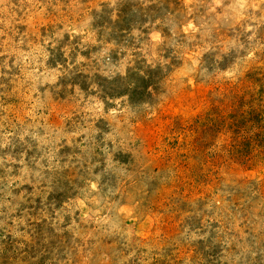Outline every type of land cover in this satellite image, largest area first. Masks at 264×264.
I'll return each mask as SVG.
<instances>
[{"label": "rangeland", "instance_id": "374dc122", "mask_svg": "<svg viewBox=\"0 0 264 264\" xmlns=\"http://www.w3.org/2000/svg\"><path fill=\"white\" fill-rule=\"evenodd\" d=\"M0 264H264V0H0Z\"/></svg>", "mask_w": 264, "mask_h": 264}]
</instances>
